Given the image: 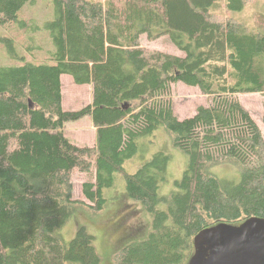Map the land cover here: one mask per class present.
<instances>
[{"label": "trees", "instance_id": "trees-1", "mask_svg": "<svg viewBox=\"0 0 264 264\" xmlns=\"http://www.w3.org/2000/svg\"><path fill=\"white\" fill-rule=\"evenodd\" d=\"M33 2L0 0L1 27L26 28L19 13ZM50 2L52 54L0 66V264H104L86 225L69 239L62 230L78 207L104 210L119 176L151 227L118 249L113 264H188L201 230L264 217V134L237 96L264 92V11L251 24L239 18L246 0ZM143 35L170 37L183 54L148 49ZM0 41L22 58L14 39ZM63 74L91 83L92 102L66 110ZM178 82L210 102L179 118L171 95ZM87 115L96 141L80 146L65 127ZM161 129L186 156L168 194L172 157L143 143ZM225 163L239 166L237 178L214 170ZM74 171L93 176L85 199L73 195Z\"/></svg>", "mask_w": 264, "mask_h": 264}, {"label": "rangeland", "instance_id": "rangeland-1", "mask_svg": "<svg viewBox=\"0 0 264 264\" xmlns=\"http://www.w3.org/2000/svg\"><path fill=\"white\" fill-rule=\"evenodd\" d=\"M246 1V10L239 18L246 20L251 18L252 24L254 15L259 11H264V0ZM52 17L53 8L50 0H34L33 3L26 4L19 13V18L28 24L26 28L21 27L19 23L18 26L14 24L1 27L0 25V35L14 39L15 47L19 55L22 56V58H18L11 55L5 42L0 41V66L18 65L23 60L40 62L51 55L54 51V40L44 25ZM141 44L148 49H160L175 54H183L174 45L170 37L149 40L147 36L143 35L141 36ZM60 80H62L63 106L66 110H77L92 102L93 85L91 83L77 84L68 74H63ZM171 95L174 111L181 119L195 113L199 105H206L210 102L209 95L204 94L197 86H189L183 82L172 85ZM237 96L257 121L264 134V92H244ZM64 133L72 142L80 146L94 144L96 141L95 127L89 115L79 120L68 121ZM143 143L150 144L152 152L162 150L172 157L168 167L169 179L162 188V193L168 194V191L173 188L174 180L182 174L186 156L174 148L170 134L162 129L156 131L148 139H144ZM138 162L139 158L128 161L125 165L126 169L134 171ZM214 170L221 176L228 178H237L239 174V166L232 163L216 165ZM71 179L75 185L74 197L85 199L83 183L92 180L93 176L74 171ZM108 196V204L102 211L93 212L86 207L76 208L71 219L64 225L62 234L65 239L72 238L81 225H86L96 236V244L103 263L113 264L114 255L118 249L132 240L142 239L146 236L151 227V217L139 202L126 195L124 181L120 176L117 177L114 187L108 192Z\"/></svg>", "mask_w": 264, "mask_h": 264}, {"label": "water", "instance_id": "water-1", "mask_svg": "<svg viewBox=\"0 0 264 264\" xmlns=\"http://www.w3.org/2000/svg\"><path fill=\"white\" fill-rule=\"evenodd\" d=\"M188 264H264V217L221 222L201 230Z\"/></svg>", "mask_w": 264, "mask_h": 264}, {"label": "crops", "instance_id": "crops-1", "mask_svg": "<svg viewBox=\"0 0 264 264\" xmlns=\"http://www.w3.org/2000/svg\"><path fill=\"white\" fill-rule=\"evenodd\" d=\"M95 144V143H94ZM94 144H90V145H94Z\"/></svg>", "mask_w": 264, "mask_h": 264}]
</instances>
